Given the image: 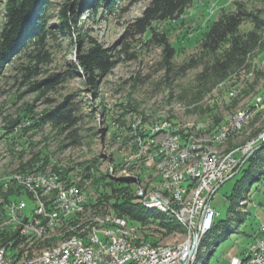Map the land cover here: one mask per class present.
<instances>
[{
    "label": "rangeland",
    "instance_id": "rangeland-1",
    "mask_svg": "<svg viewBox=\"0 0 264 264\" xmlns=\"http://www.w3.org/2000/svg\"><path fill=\"white\" fill-rule=\"evenodd\" d=\"M51 1L50 11L55 14L58 5L67 0ZM87 1L89 0H84ZM217 1L193 0L186 13L181 16L184 20L182 26L176 25L178 20L157 22L154 25L160 32L165 31L169 41L176 45V39L186 27L191 26L195 31L204 21L216 20L222 12L234 9L233 0H220L216 3ZM237 1H242L248 10L259 13L264 20V0ZM147 2L148 0H139L122 14L107 15L101 11L94 21L86 18L84 14L79 15L78 19L82 20V26H74L71 36L57 35L48 41L52 60L47 66V71L64 77V80L57 84L51 97L56 102H61L65 97H73L82 109L78 126L83 136V143L59 149V141L63 135L54 136V130L47 124L42 129L36 127L27 131L24 136L21 135L23 138L27 136L33 142L31 151L44 149L49 153V163L44 170L58 172L64 167H73L69 171L72 172L70 176L79 179L76 164L97 160V176L104 174L110 180H129L134 185L135 192L137 181L134 176H137L140 187L146 188L151 182L150 178H154L152 168L147 164L144 165L143 162L129 165L121 163L132 155L130 152L132 147L136 146L139 126L143 129L148 128L150 124L161 120H168L177 131L186 133L191 139L204 143L217 152L238 150L236 153L239 157L246 149L242 153V158L245 159L251 150L253 151L250 155L264 150V30L261 46L252 51L249 60L251 66L229 74L216 84H208L200 94L198 89L200 90L201 86L197 87L196 75L201 68L178 71L180 65L199 52L198 45L191 41H185L180 45L183 50L176 51L172 58L171 70H167L162 60L161 47L151 45L141 50L138 47L135 49L133 45H138L139 39H133L129 42L130 51H138L135 52L134 59L130 60L122 54L111 72L100 80L95 93L84 85L82 71L73 67L78 52L88 45L86 40L79 41L80 35H86V38L93 37L107 47H116L123 38L125 25L141 14ZM3 6L4 0H1L0 33L4 23ZM55 20V18L51 19L49 24H53ZM252 28L253 24L248 20L242 23L240 30L246 32ZM12 75L10 69H5L0 77V125H5L9 117H15L17 108L22 105L33 106L32 110L35 114L45 107L41 99L34 101L33 93L23 95L14 104L16 93L24 90V87L15 82ZM258 97L262 98L259 103H257ZM243 108L250 109L251 116L243 124L242 130L229 136L224 142L212 143L211 134L218 131L226 120ZM130 126L131 130L128 129ZM114 130L119 136H112ZM4 141H6L4 150L9 158L5 163L9 165L5 166L2 162V168L17 167L19 164L23 170L27 168L29 166L26 164L27 159L32 155L30 150L24 149L20 157L19 144L11 140V134H5ZM108 156L115 165L114 173L108 168ZM253 171H260L256 174L258 178L245 180L240 184L241 197H238L241 199L238 203L239 198H230V194L237 181L242 178L243 171H237L238 173L227 179L212 197L210 204L217 213L215 220H226L229 231L222 234L215 230L202 237L200 258L198 257L201 264H230L231 260L228 256L231 249L237 250V254H240L242 248L250 245L253 234L258 232L259 225L264 221V163H255ZM80 186L88 195V203L90 201L94 203L90 205L95 208L91 212H86L85 216L91 215L93 211L94 213L111 212V209L102 203L95 204L96 191L89 180L84 181ZM21 198L27 203L24 213L30 220L36 203L25 193ZM165 213L172 216L169 212ZM3 220H5L4 215L0 213V226L3 225ZM133 223L140 227L138 223ZM157 228V222H154L142 231L148 236L147 242L176 245L186 237L185 230L163 234L161 230L157 231ZM65 229H67L66 225H60L50 232L49 237L37 241L24 239V242L18 241L14 226L4 228L0 233L4 235L5 240L12 239L18 249H28L26 255H32L37 251L36 248L59 241L61 236L58 238L57 234H61ZM55 235L58 237L56 238ZM47 238L49 241L46 240Z\"/></svg>",
    "mask_w": 264,
    "mask_h": 264
},
{
    "label": "trees",
    "instance_id": "trees-1",
    "mask_svg": "<svg viewBox=\"0 0 264 264\" xmlns=\"http://www.w3.org/2000/svg\"><path fill=\"white\" fill-rule=\"evenodd\" d=\"M138 1L89 0L84 2V0H67L60 3L56 13L53 14V11H50L51 0H4V23L0 33V77L5 69H10L14 81L24 87V90L16 93L14 104L23 95L33 93L35 94L34 101L41 99L45 105L36 114L32 110L33 106L22 105L17 108L15 117L19 119L27 117L32 120L22 131L23 136L27 131L36 127L42 129L47 124L54 130V136L63 135L59 141V149L83 143V136L79 132L78 126L82 109L73 97H65L61 102H56L51 97L57 84L64 80V77H60L58 73H48L47 71V66L52 60L48 41L57 35L71 36L74 26H82V20L78 19L79 15L84 14L86 18L94 21L101 11L107 15L122 14ZM192 2L193 0H148L141 14L125 25L123 38L116 47H107L93 37L86 38V35H80L79 41L86 40L88 45L84 50L78 52L73 67L82 71L84 85L95 93L100 80L111 72L114 65L121 59L122 54L130 60L134 59L135 52L138 51H130L129 42L133 39H139L138 45H133L134 48L136 47L135 49L138 47L141 50L151 45L161 47L162 60L167 70H171L172 58L176 51L183 50L182 46L180 47L182 43L191 41L198 45L199 52L178 67L179 72L201 68L196 75L197 87L201 86L200 90L198 89V94L203 92L208 84H216L235 71L249 68L252 51L261 46L264 20L259 13L248 10L242 1L233 0V10L222 12L216 20L204 21L196 27L195 31L191 26L186 27L176 39V45L169 41L165 31L160 32L154 25L157 22L178 20L176 25L182 26L184 20L181 16L186 13ZM53 18L56 20L53 24H49ZM248 20L252 22L253 28L241 32L242 23ZM15 117L11 116L6 120L4 128L7 132L10 131L8 124ZM128 129L131 130V126ZM112 136L119 135L114 130ZM21 142L24 144V148H29L32 153L27 159L26 164L29 165L27 168L44 171V167L49 163V153L44 149L31 151L34 144L27 136ZM22 155L23 151L19 152V156L22 157ZM110 155L112 157V154ZM96 162L97 160H92L76 164L78 166L77 175L80 176L79 185L83 184L85 180H89L96 191L95 204L102 203L105 207H109L112 213L125 217L131 223H138L141 232L154 222H157L156 230H161L163 234L175 231L184 232V227L174 216L156 210L147 211L138 200L135 187L129 180H110L104 174L97 176ZM257 162L264 163V150L254 152L241 165L238 172L243 171L244 174L235 184L230 198L241 197L240 184L243 181L258 178L256 174L260 171H256L257 173L253 171ZM19 167L21 168L20 164ZM71 169L73 167H64L58 170V173L65 176L62 178L66 181L74 180L73 176L68 173ZM240 199L237 200V203ZM89 204L93 205L94 203L90 201ZM1 209L3 207L0 203ZM150 216L152 217L150 218ZM157 219L159 221H156ZM215 230L222 234L229 231L226 220H214L212 228L205 236ZM142 234L141 241H147L148 236L143 232ZM3 236L0 233L1 243L12 241V239L5 240ZM27 237L29 236H19L17 232L18 241H24L23 238ZM151 243L157 244L156 241ZM17 247L16 243L12 241L11 248ZM198 257L200 258V250L196 258L200 263Z\"/></svg>",
    "mask_w": 264,
    "mask_h": 264
},
{
    "label": "bare ground",
    "instance_id": "bare-ground-1",
    "mask_svg": "<svg viewBox=\"0 0 264 264\" xmlns=\"http://www.w3.org/2000/svg\"><path fill=\"white\" fill-rule=\"evenodd\" d=\"M261 99V97H258L257 102L261 101ZM248 110L247 108H243L237 111L219 127L218 131L211 134L210 141L212 143H221L229 136L237 133L251 116L250 110L244 115ZM238 119L240 121L236 126L228 128ZM30 122L25 121V127ZM150 125H152L153 129H159L153 137V145H145V127L143 129L142 126H139L135 142L136 146H133L130 152L132 155L129 158H125L121 164L129 165L143 162L144 165L147 164L152 168L154 178H150L151 182L146 188L140 187L139 177L134 176L137 181V198L147 211L156 210L171 213L185 229L186 237L182 242L172 245L141 241L143 234L138 225L110 211L102 213H94L93 211L91 215L85 216L86 212H91L95 208L88 203V195L79 184L76 186V193H82L86 204L74 205V209L73 206H65L57 219H54L49 224H45L40 229V222H36V217H44L46 210H50V199L45 195L41 180H36V175L34 174L38 171L39 174H42V180L48 181L51 185L67 186V181L61 175H58V172L52 170L41 171L36 168H26L23 170L19 166L2 168L3 165H9L5 163L9 158L6 156L8 153L0 147V203L3 207L0 213H4L5 218L3 225L0 226V230L14 226L19 236L35 237V229H40L34 239L37 241L49 237L50 232L54 228L60 225L67 226V229L62 231L61 234H57L59 237L55 235L56 238H60L61 236L59 241L57 240L56 243L36 248L35 250L37 251L32 255H26L27 251H29L28 249H12V241L8 243L0 242V250H3V257L13 258L19 264H59L64 257L71 255V253L82 247H87L89 238L102 239V227L103 234H110L121 241H127L126 249L144 246V253H151L186 246L192 237V224L184 217L181 211L188 209L189 205L198 198L199 189L204 184V176L201 168H194L192 180H183L184 174L190 172L195 165L202 163L206 157H220V162H227V155H236L238 150L217 152V150L212 149L204 143L191 139L186 133L177 131L168 120H161ZM220 135L221 137H218ZM107 159L108 168L114 173L115 165L112 164L111 157L108 156ZM2 162H4L3 165ZM241 165L236 168V172ZM175 180L183 181L184 190L182 192L178 191L176 187L171 186V182ZM24 193L36 203V207L33 210L32 219L28 220V217L25 215L26 221L21 224L18 220H10L11 205L8 202L12 200V196L21 198ZM151 195H159L165 202L150 204ZM58 198L66 199L65 190H58ZM216 215L217 213H215L213 219L207 220L199 228L196 246L192 253H190L191 249H189V256L185 261L186 264H200L196 261V258L200 250L201 239L212 228ZM46 240L49 241L48 238ZM7 247L10 249H6ZM100 249H107V242H100ZM251 260L252 252H246L235 264H248Z\"/></svg>",
    "mask_w": 264,
    "mask_h": 264
},
{
    "label": "built area",
    "instance_id": "built-area-1",
    "mask_svg": "<svg viewBox=\"0 0 264 264\" xmlns=\"http://www.w3.org/2000/svg\"><path fill=\"white\" fill-rule=\"evenodd\" d=\"M249 110L244 115H246ZM25 121L32 120L27 117L19 119L18 123L10 129L9 132L5 130V125H0V147L5 149L6 146L4 134H11V140H13V142H18L20 151L29 149L24 148V144L21 142L23 139V136H21L22 131L26 129ZM239 121L240 119L232 123L228 128L236 126ZM158 130L159 129H153L152 125L145 128L144 140L146 146L153 145V137ZM218 137H221V135ZM245 150L246 149L243 151L241 150L242 153H244ZM242 153H240L241 155L239 157L237 154L227 155V162H220V157H206L203 159L202 163L195 165L190 172L184 174L183 180H192L194 177V168H201L204 176V184L199 189L198 198L189 205L188 209L181 211L184 217H186V219L192 224V237L186 246L151 253H144V246L134 247V249H126L127 241H121L120 239L112 237L110 234H103L102 227V239H93V237L89 238V244L87 247H82L71 253V255L64 257L59 264H182L189 256V249H191L194 235L207 220L214 218L216 210L210 204L211 199L217 189L229 179V177L234 175L236 173V168L243 163L244 158H242ZM57 174L62 175L61 173ZM34 175H36V180H41L45 195L50 199V210H46L44 217H36V222H40V229L43 228L45 224H49L54 219H57L61 215L65 206H73L74 209V205L86 204V201L83 200L82 193H76V186L79 184V179L74 178V180H67V186H59L51 185L48 181L42 180V174H39L38 171ZM62 177L65 176L62 175ZM171 186L176 187L180 192L184 190L183 181L175 180L171 182ZM58 190H65L66 199L58 198ZM160 202L165 201L159 197V195H151L150 204ZM8 204L11 205L10 220H18V222L23 224V222L26 221L24 213V209L27 207L26 201L22 198L12 196V200H10ZM40 229H35V237ZM258 232L260 235L254 238L252 244L246 251L252 252V260L248 264H264V221L259 225ZM35 237H27L23 239H29V241H32ZM100 242H107V249H100ZM6 249L10 248L7 247ZM235 259L231 264H235ZM0 264L19 263L13 258H4L3 250H0Z\"/></svg>",
    "mask_w": 264,
    "mask_h": 264
},
{
    "label": "crops",
    "instance_id": "crops-1",
    "mask_svg": "<svg viewBox=\"0 0 264 264\" xmlns=\"http://www.w3.org/2000/svg\"><path fill=\"white\" fill-rule=\"evenodd\" d=\"M205 1L207 2V1H209V0H205ZM219 2H220V0H218L216 3H219ZM221 4L223 5L224 3H221ZM259 235H260L259 232L253 234V239H252L250 245L252 244L254 238L257 237V236H259ZM250 245H249V246H250ZM249 246L246 247V248H242L240 254H237V253H238L237 250L231 249V252L229 253V256H228L229 259L231 260V261H230V264L232 263V261H233L235 258H236V259H235V263L240 259L239 257L242 258V257L244 256V254L246 253V251L248 250ZM212 251H213V249H212ZM233 251H234V252H233ZM239 255H240V256H239Z\"/></svg>",
    "mask_w": 264,
    "mask_h": 264
},
{
    "label": "water",
    "instance_id": "water-1",
    "mask_svg": "<svg viewBox=\"0 0 264 264\" xmlns=\"http://www.w3.org/2000/svg\"><path fill=\"white\" fill-rule=\"evenodd\" d=\"M19 121V118L18 117H15L12 119V121L8 124V129H12ZM253 150L250 151V153L252 152ZM250 153L248 155H246L245 159H247V157L250 155ZM244 159V160H245ZM235 175V174H234ZM233 176V175H232ZM231 176V177H232ZM229 177V178H231ZM198 236L199 234L196 233L193 237V240H192V245H191V250H190V253H192L194 251V248L196 246V243H197V239H198ZM182 264H186V262H183Z\"/></svg>",
    "mask_w": 264,
    "mask_h": 264
}]
</instances>
